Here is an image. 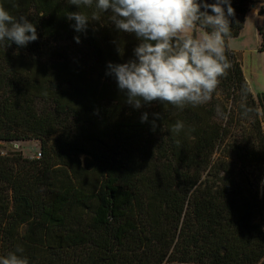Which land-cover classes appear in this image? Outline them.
Returning <instances> with one entry per match:
<instances>
[{
	"label": "trees",
	"instance_id": "trees-1",
	"mask_svg": "<svg viewBox=\"0 0 264 264\" xmlns=\"http://www.w3.org/2000/svg\"><path fill=\"white\" fill-rule=\"evenodd\" d=\"M230 3L231 68L208 102L180 110L126 103L108 65L135 59L140 41L110 10L78 32L66 14L95 5L0 0L38 34L0 43V143H40L34 159L0 152V256L21 247L29 264H264V98L228 49L252 0ZM258 34L264 53V26Z\"/></svg>",
	"mask_w": 264,
	"mask_h": 264
},
{
	"label": "clouds",
	"instance_id": "clouds-1",
	"mask_svg": "<svg viewBox=\"0 0 264 264\" xmlns=\"http://www.w3.org/2000/svg\"><path fill=\"white\" fill-rule=\"evenodd\" d=\"M70 4L78 9H91L95 5L97 10L91 16L80 10L67 13V18L75 21L76 31H84L90 21L98 20V12L110 10L109 19L115 28L134 34L140 41L134 48L135 59L108 65V74L115 76L126 103L135 109L153 102L180 110L189 105H203L231 68L226 38L231 33L229 17L234 16L235 10L230 0L211 4L201 0H70ZM37 39L33 23L24 16L10 15L0 6V43L14 42L24 47ZM74 39L79 43V37ZM153 115L160 117L159 113ZM147 120L145 112L141 122ZM155 127L153 120V130ZM183 128L184 123L178 120L171 131L179 133ZM261 183L264 185V181ZM22 252L17 247L0 256V264H29L19 254Z\"/></svg>",
	"mask_w": 264,
	"mask_h": 264
},
{
	"label": "rangeland",
	"instance_id": "rangeland-1",
	"mask_svg": "<svg viewBox=\"0 0 264 264\" xmlns=\"http://www.w3.org/2000/svg\"><path fill=\"white\" fill-rule=\"evenodd\" d=\"M263 6V0H252L243 32L239 37L228 41V49L240 63L256 99L264 98V53L260 52L261 38L258 34L259 28L264 24V15H260ZM0 152L3 154L20 152L24 157L34 159L39 157L40 143L37 141L0 143Z\"/></svg>",
	"mask_w": 264,
	"mask_h": 264
},
{
	"label": "crops",
	"instance_id": "crops-1",
	"mask_svg": "<svg viewBox=\"0 0 264 264\" xmlns=\"http://www.w3.org/2000/svg\"><path fill=\"white\" fill-rule=\"evenodd\" d=\"M262 21H263V20H262ZM263 26H264V24H263V25H261V27H260V28H262ZM260 28H259V29H260Z\"/></svg>",
	"mask_w": 264,
	"mask_h": 264
},
{
	"label": "built area",
	"instance_id": "built-area-1",
	"mask_svg": "<svg viewBox=\"0 0 264 264\" xmlns=\"http://www.w3.org/2000/svg\"><path fill=\"white\" fill-rule=\"evenodd\" d=\"M40 156V155H39Z\"/></svg>",
	"mask_w": 264,
	"mask_h": 264
}]
</instances>
